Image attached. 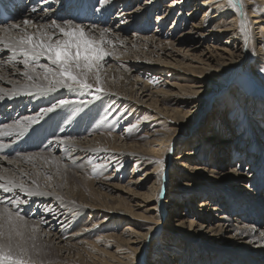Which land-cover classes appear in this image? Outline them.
<instances>
[{"label": "bare ground", "instance_id": "6f19581e", "mask_svg": "<svg viewBox=\"0 0 264 264\" xmlns=\"http://www.w3.org/2000/svg\"><path fill=\"white\" fill-rule=\"evenodd\" d=\"M88 1L90 8L99 2L98 14L94 16L96 14L94 12L93 16H91L90 12H83L86 19L84 21L78 20V22L91 23L102 16L100 17L102 24H108L107 26L110 28L113 27V23L111 21L107 22L106 16L113 12V15L115 13L113 18L121 21L120 27L115 25V29L118 28L119 33L121 31L125 33L128 29L124 25L133 26L134 30H138L139 26H134L133 21L144 18L145 14L151 9L159 7L165 0H109L107 4H102L101 0ZM258 1L264 3V0ZM27 2L28 9L21 12L16 20L0 24V29L8 28L9 25L19 24L22 28L26 27L29 32H32L35 31V26L51 24L52 21H45L49 19L57 20L59 21L57 23L63 24L65 20H70L69 18H71L66 12L76 5V1L65 3L64 0H27ZM60 3L64 4L63 9L57 8L56 4ZM132 4L135 6L127 11V7ZM188 4H194V8L188 12L187 18H184L183 21V13L180 12L173 26L165 31V21L170 19L179 6H182L183 11V7ZM244 4L246 7L252 5L249 0L245 1ZM103 6L108 9L106 16L102 15L104 12ZM209 8L217 10L211 17H208L207 13ZM201 10L203 13L202 19L195 21L196 14ZM232 12L234 10L230 9L227 0H170L164 5V9H161V14L157 15L156 35L149 37L133 35L130 38L135 37V41L138 42L134 45L136 50L139 45H142L143 49H146L143 51L144 54L150 55L153 51L161 50V46L172 48V51H174L173 45L176 44L175 42L185 43V39L188 37L192 38L190 46H195L207 40H215L226 36L225 40L222 39L224 41L223 44H225H222L224 47H221V45L215 47L223 49L224 52L229 51L228 56L223 57L221 55V59L218 61V70L223 71L224 67L233 66L236 63L239 64L243 60L245 61V58H249V47L251 45V31L249 32L248 28L249 18L246 17L245 20L243 18L239 20V12L231 14ZM248 16L254 18L252 23L256 26L255 29L264 32V14L257 16L250 10ZM188 17H191V19ZM26 19L31 20L33 24L25 26L23 21ZM158 19L164 22L159 24L157 23ZM181 20L182 24L179 26ZM241 21H244L248 28L247 39L245 38L246 34L240 31ZM209 22L213 24V27L207 29ZM80 25H83L85 30L88 31L90 26L95 24L85 23ZM104 28L97 26V29ZM94 31L96 36L99 37L98 30ZM10 34L18 36L22 33L17 29H12ZM257 34L259 35L253 39V43L258 48L260 58L264 59V48L261 46L262 36H260V32H255V35ZM2 35L3 33L0 32V36ZM119 35L122 34L120 33ZM108 37L107 39L111 38ZM155 38L160 44L153 41ZM110 40L113 45L116 44L114 38ZM141 41L144 42L142 43ZM230 44H232L231 50L228 48ZM151 48L153 50L149 52ZM13 56L11 49L5 48L0 44V89L4 90L3 93H0L4 96L3 99H0V131H8L9 129L5 126L13 125L17 120H23L25 117H36L38 115L39 119L36 123H41L48 114H45L42 109L50 108L60 100L71 101L69 98L73 97V94L70 93L71 91L62 88L51 93H40L35 88H24L23 85L25 84H41L47 83V81L36 77H34L33 81H28L23 75L25 71L23 55L17 52L15 59H13ZM117 61V59L108 56L102 62L100 83L105 89L102 92V98L111 96L124 102L129 99L132 101V108L137 111L148 109L151 113H154L155 119L164 116L165 129H163L161 135L142 145L127 143L123 137L107 133L98 134L99 131L96 127L94 133L89 132L91 129V125L90 127L88 126L90 120L83 122V134L76 135L79 133L78 127L81 124L77 120L76 126L73 123L72 128L67 129L70 136L60 138V136L55 135L58 138L56 137L52 141L53 143L48 145L46 143L45 148L31 153V150L36 147L33 146L34 143L32 144L33 140H37L36 144L40 148L43 146L40 135L36 133V130H33L35 123L30 125L25 132V134L27 133L26 135L13 131L11 135L0 136V143L7 145V147L0 148V174L23 180L30 187L32 186V180H35L40 185L41 191L53 193L56 188L62 190L61 181L63 177L67 176L64 174L68 172L74 173L76 178L79 176L80 180L87 182L85 174L90 168L87 167L86 160H92L94 157L112 155L114 160H119L120 163L129 164L134 162L133 175L138 168L140 170L147 168V171L137 178L133 176L128 182L129 186L126 185L119 188L114 184L111 185L115 190H121V193L116 195L117 197L105 195L98 190V187L97 189L84 188V191L87 192H83L80 195V201H74L80 207L76 212L74 206L67 205L71 203L68 200L70 198L67 197V199L62 196V192L56 195L63 197V201L56 199L54 195L28 196L19 189L14 192H5L0 189V200L3 201V203H0V209L6 207L13 212L19 211L28 224L32 222L37 225L38 230L36 233L44 237L50 243V246L56 249L60 259L71 256L73 258L82 257V254L85 253V250H80L78 248L79 244H76L77 241L74 238L77 235L97 231L99 228L96 226L106 228L113 222L127 221L128 225L124 226L125 229L122 234H107L103 238L95 240L94 248H96L97 252L96 254H89V264H138L140 254L148 257L149 264H203L201 261H207V264H264V236H261V233H264V226L260 228V224L264 222V203H262L259 196V188L262 185L264 188V176L259 173L247 175L243 172L245 161H253V157H250L251 154L245 155V153L243 154L245 159L242 158L243 155H240L236 166H230L228 170L224 171L221 167L225 164L226 159L230 161V156L220 153L226 151L227 144L233 142L232 149L238 150L239 154H241V145L245 142L246 137H249V147L253 140L256 141L254 142L256 148L264 147V139L251 136L250 131L256 126L260 132H264L262 122L257 117L260 109L259 105L263 102L262 106L264 107V101L252 99L250 102L251 106L249 108L246 106L247 114L245 119L247 121L245 127L242 129L240 127L244 124L243 122L239 125L236 124V130L232 131L231 134L225 129L227 126V123H225L227 115L223 113V104L219 103L217 117L211 118L214 123L208 129L210 133H202L201 135L199 131L198 134L196 133L197 136L195 135L188 142L186 141V146L192 145L191 149L183 150L182 153L168 159L169 148L175 147L178 143V140L175 139L178 130L184 124L190 123L193 114L200 105L199 97L209 90L212 86L211 79H215L216 75L213 73L195 74V77L193 75V84L185 85L173 82L169 85L171 88L167 90H165V86L169 84V81H165L162 85L163 87H156L157 89L154 90L147 83H143L140 74H129L128 71L130 70L138 72L141 67L139 64L130 60ZM39 62L41 64H50L46 57H41ZM121 67L124 69L121 70ZM171 68L168 72L172 74L171 77L175 79L183 78V75H179L176 72L177 68L175 66ZM123 70H126V72L123 73ZM36 71L40 73L42 70L37 68ZM113 76L122 77L124 83L130 84V87L134 90L136 87L138 89L135 90L137 96L134 94L132 97H128L129 95L127 96L124 92H121L116 85L112 84L111 77ZM93 81L95 80L93 79ZM141 83L143 85L138 87ZM240 90L239 87L232 84L229 87L228 96L232 99L234 98V100L240 101L242 99L245 101L246 99L242 96ZM13 92L17 94L11 95ZM155 94L157 95L154 96ZM66 95H68V98ZM158 95L163 97V99L171 96L179 103L178 107L172 109L161 107ZM51 101L54 102L52 103ZM73 104L69 103L62 107L76 113L79 118L80 116L84 117L87 114L94 113L98 102L90 100L83 105L75 104V108L71 107ZM182 107L187 108L185 110ZM236 110L237 107L234 106L230 111L234 113ZM223 114L225 120L221 116ZM177 116L180 117L177 118ZM220 122L225 123L224 133H226V136L219 135ZM85 127L88 128L86 132L84 131ZM49 130L42 132L45 134L42 138L48 139L53 134ZM235 133L237 134L234 135ZM21 135H25L24 141L23 139L22 141L18 139ZM68 137L71 138V142L66 144L63 141ZM262 138H264V133ZM66 148L69 150L65 151ZM29 155H33L34 159H26ZM5 157L7 159H4ZM48 159L61 161L59 176L56 174V168L59 165ZM231 159L234 160V154H231ZM157 161H163V164ZM201 161L202 163H200ZM209 162L214 163V165L209 167ZM153 164H155V167L148 170V166ZM164 164H169L170 169L164 172L165 174L163 175L162 167ZM248 164L251 165L250 162ZM5 169L7 170L6 172L3 171ZM36 171L40 173L38 176ZM23 173L28 175H23ZM46 173L51 176V180L48 179ZM90 184L93 185L94 182H90ZM107 186L110 187L109 184ZM94 187L96 186L94 185ZM180 193L185 195L188 200L185 203L187 207L184 206L187 213H181L185 217L176 216L173 218L172 214L177 213L180 207ZM198 195L206 196L207 198L201 200L199 203L200 208L195 210L193 205H195V196ZM160 197L162 202L159 204L158 198ZM15 198L27 200V203H21L20 205L9 203L10 199ZM238 200L244 203L238 202ZM168 207L171 208V211H168ZM46 208L54 209V212H47L45 211ZM260 209L261 211H259ZM85 212H88L90 217L101 216L102 219L98 220L94 227L95 229L80 231L81 233L74 232L73 227L84 222L81 219ZM254 221L258 223V226L255 225ZM251 227L255 228L254 232L249 230ZM160 235L162 236L160 237ZM99 240H102L101 243L98 242ZM123 245L126 251L119 252L120 249H123ZM105 246H115L116 250H108ZM182 246L184 247L183 249L181 248ZM149 252H152V254L150 255ZM87 253L85 254L88 255ZM86 259L82 258L84 262L87 261ZM57 264L62 263L59 262Z\"/></svg>", "mask_w": 264, "mask_h": 264}, {"label": "rangeland", "instance_id": "374dc122", "mask_svg": "<svg viewBox=\"0 0 264 264\" xmlns=\"http://www.w3.org/2000/svg\"><path fill=\"white\" fill-rule=\"evenodd\" d=\"M70 1H72V0H64L65 3H69ZM169 1L170 0H165L163 3L160 4L161 7L159 6V7H156L154 9H151L147 14H145L144 18L135 19V21H133V24H135L134 26H136V27L139 26L138 30H134L133 26L129 27L127 25H124L125 28L128 30L125 33H122V31L120 32L123 36L119 35L120 33L118 31V28H117V27H120L119 24L121 23V21L118 20L117 18L116 19L113 18V16L115 15V13L113 15V12H111L107 15L108 9L104 6L102 7V9L104 10L102 15L103 16L107 15L106 16L107 22L111 21V23H113V27L109 28L107 26L108 24H105V23L102 24L103 22L100 20V17H102V16H100L98 19H96L95 21H93L91 23L85 22L88 24H95L99 28L105 27L106 29H109V32H108L109 34L107 33V37L109 35L108 38H110V37H111L110 39L114 38L115 39L114 41L116 43L115 45H113V44L106 45V50L113 52V55L110 57L113 59H117L118 60L117 62L124 61V60H130V61H133V62L139 64V66H141V67H140V70L138 72H135L133 70H130L128 72L131 75L140 74V77H141L143 83H147L151 89L154 88V90H155L157 88L163 87L162 85L164 84L165 81H169V84L166 85L167 87L165 86V88H166L165 90L170 89L171 87L169 85L173 82H178V83L185 84V85H189L190 83L193 84V78L195 77V74L203 75L202 73H205V74L213 73L216 75L215 79L214 78L211 79L212 80L211 81L212 86L209 88V90L206 91V93H204L203 95H201L199 97L200 105L196 109V112L193 114L192 119L190 120V123L184 124V126H182L181 129L178 130V133L175 136L176 137L175 139L178 140V143L176 144L175 147L169 148L168 159L177 156L179 153H182L183 150L191 149L192 145L189 144L186 146V141L188 142L191 138L195 137L196 133L198 134L199 131H200L201 135H202V133L203 134L210 133L208 131V129L214 123V121L211 120V118L214 116L217 117L218 109H219V106H218L219 103L223 104V107H222L223 113L225 115H227V121L225 120L224 114L221 115L224 118L225 123H227V126L225 129H227V132L229 134H231L232 131L236 130V126L241 124L242 122L244 124L242 126H240L241 129L245 127V125H246L245 123L247 121L245 119V116L247 114L246 106L248 108L251 106V104H250L251 100L256 99L257 101H264V59L260 58L259 53H258V48H257L256 44L253 43V39L259 35V34L255 35V32H260L261 33L260 36H262L261 46H263V48H264V32H262V30L257 31L255 29L256 26L253 25V23H252L254 18H251L248 16L250 10H252L253 13L257 16L263 15L264 14V3L260 2L258 0H249V2L252 3V5H249L248 7H246L244 2L247 0H243V3L240 5L242 11H237L236 9L230 7L231 10L232 9L234 10V12H232L231 14H233V13L235 14L236 12H239V15H240L239 20H242V18H243V20H245L246 17L249 18L248 19V22H249L248 28H249V32L251 31V37H250V39H251L250 44L251 45L249 47V58H245V61L243 60L239 64L236 63L233 66L224 67L223 71H220V70H218L219 67H217L218 61L221 59V55L223 57L228 56L229 51L224 52L223 49L215 48V47L218 45L219 46L221 45V47L223 45H225V44H223L224 43L223 40H225L227 38L226 36L217 38L215 40L214 39L207 40V41L198 43L195 46H190L192 38L188 37L185 39L186 40L185 43L175 42L176 44L173 45L174 51H172V48L170 49L168 47L161 46V50H158L157 52L153 51L150 55L144 54L143 51H145L146 49H143L142 45H139V47H137L138 48L137 50L135 49L136 47L134 45L137 44L138 42L135 41V39H134L135 37L130 38V36L138 35L141 37H149L152 35H156L155 27L158 25V24H156L157 15L161 14V9H164V5L166 3H168ZM74 2L78 6V0H74ZM79 2H81V1H79ZM97 3L98 4H96V6L93 7V9H94L93 11L96 13V14H94V16L95 15L97 16L98 11H99L98 9H99L100 4H99V2H97ZM77 6H75L73 8L71 7V9H69V11L66 12V14L70 15L71 18H69V19L73 22H76L75 24H77V23L78 24H85L84 22L83 23L78 22V19L81 16V12L78 10ZM134 6L135 5L132 4L131 6L127 7V11L130 10ZM184 7H183V11H182V6H179L175 10L174 14L170 17V19L165 21V31L169 30L170 27L173 26V23L176 22L175 20L178 18L180 12L183 13L182 14L183 15L182 20L184 21V18L185 19L187 18L188 12L193 10L194 4H188L187 6H184ZM75 8H77V9L75 10ZM208 10H207V13L209 15L208 17H211L217 11L216 9H211V8H209ZM68 13H70V14H68ZM202 14H203L202 10L200 12H198L196 14L197 16L195 18V21L201 20L203 17ZM191 17H188V18L191 19ZM182 20L179 22V26H181ZM45 21L59 22V21L53 20V19H49V20H45ZM161 22H164V21L158 19L157 23L161 24ZM99 23H101V24H99ZM142 23H144V24H142ZM115 25L117 26L116 27L117 29H115V27H114ZM211 27H213V24H210V22H209L207 29H210ZM56 38L57 37H54V39H56ZM97 38H99V37H97ZM149 39H151V38H149ZM153 41L157 44H160L156 38L153 39ZM141 42L143 43L144 41H141ZM231 45L232 44H230V46L228 47L230 50L232 48ZM162 47H165V48H162ZM151 50H153V49L151 48L149 50V52H151ZM134 51H136V52H134ZM135 53H138V54H135ZM158 57H160L162 59H160ZM172 66H175L177 68L176 72L179 75H183L182 79H177V78L175 79V78L171 77L172 74L168 73V72L170 69H172L171 68ZM122 69H124V68L121 67V70ZM125 69H127V68H125ZM123 71H124L123 73L126 72V70H123ZM115 74L117 75V73H115ZM193 75H194V77H193ZM111 78H110L111 81H113L112 84L116 85L119 88V90L121 92H124L127 96L129 95L128 97H130V96L132 97V95L135 94V90H138V89H136V87L134 90L132 87H130L131 86L130 84H125L124 81L122 80L123 79L122 77L113 76ZM90 81L94 85V87L91 90H89L87 92L77 91L75 93L71 91L70 93L73 94V97L69 98V99L71 101H74L73 102L74 104L71 103V104H73V105H71V107H73V108L76 107L75 104L83 105L87 101L96 100L98 102V105H97V109L94 111V113L87 114L84 117L80 116L78 118L76 113L69 111V110H66V108H64V107H60V108L54 110L53 112L48 113L43 118L44 120L41 123H36L34 128H33V130H36V133L40 135L41 141H42L41 143L43 146L40 148L36 144L37 140L36 139L33 140L32 144L34 143L33 146H36V147L33 150H31V153L37 152L36 150H40L42 148H45L46 143H47V145L49 143H53L52 141L57 136L58 137L60 136V138H63L64 136H70L67 129H71L73 125L76 126L77 120H79V122L81 124L78 127L79 133L76 135L83 134L82 133L83 132L82 131L83 122L85 120H87V121L90 120L88 126L90 127V125H91V129L89 132L94 133V131L96 130L95 129V127H96L99 131L98 134H100V135L102 133L103 134L107 133L109 135L112 134L114 136L116 135L118 137L125 138L124 140L127 143H137L138 145H142L143 143H148L147 141H149L152 138L159 136L163 133L162 131H163V129H165L164 116H162L161 118L159 117V118L155 119V117L153 116L154 113H151L150 110H148V109H145V111H137L136 109L132 108V101L129 99H127L124 102V101H120V100H118L114 97H111V96L102 98V92L96 91L95 85L97 84V81H93V79H91ZM232 84H235L237 87H239L241 89L240 91H241L242 96L246 99L245 101L242 99L240 101L236 100V99L234 100V98L232 99V98H230V96H228L229 95L228 94L229 87ZM141 85H143V84L142 83L139 84L138 87H140ZM100 86H102L101 83H100ZM156 95L157 94H155L154 96H156ZM135 96H137V94H135ZM66 97L68 98V95H66ZM157 97H159V95ZM98 98H99V100H98ZM158 99H159V105H161V107H165L167 109H172V108L178 107V105H179V103L176 102L173 98H171V96L165 97V99H163V97L160 96ZM77 101H79V102H77ZM51 102L53 103L54 101H51ZM262 103L263 102H261V104L259 105L260 109L258 110V112L260 114L258 113L257 117H258V120H261L262 128L264 129V107L262 106ZM234 106L237 107V110H236V112L231 113L230 110ZM182 108H184V107H182ZM186 108L187 107H185L184 109L186 110ZM170 113H172V112L170 111ZM90 116H91V118H90ZM58 117H59V119H58ZM179 117L180 116H177V118H179ZM62 118H64V119H62ZM220 120H221V118H220ZM225 123L220 122V133H219V135L226 136V133H224ZM39 124H40V126H39ZM50 125L52 126V129H51ZM44 128H45V130H44ZM49 128L53 132V134L48 139L42 138V136L45 135L42 132H47L49 130ZM222 128H223V130H222ZM87 129L88 128L85 127L84 131L86 132ZM238 129H240V128H238ZM250 131H251V136L257 137L259 139H264V138H262V134L264 132H262V131L260 132V130H258V128L256 126L253 127V130H250ZM236 134L237 133H235L234 135H236ZM25 135H21L18 139H20L21 141L23 139V141H24ZM55 135H57V136H55ZM47 140H49V141H47ZM248 141H249V137L248 138L246 137L245 142L241 145V151H242L241 154H239L238 150H235L234 148L232 149L233 142L227 144L226 151H223L220 153H222V155L228 154L230 156V161H227V159H226L225 164H223L221 169L226 171L229 169L230 166H236V164L238 163L237 160L239 159L238 157L245 153V155L251 154L250 157H253V161L252 160L245 161V163L243 164V172L247 175H249V174L255 175V174L259 173L261 176H264V157H263L264 147L256 148L254 146V142H256L255 140H253L252 143H250L251 146L249 147ZM194 143H195V141H194ZM262 149H263V151H262ZM231 154L232 155L234 154V160L231 159ZM244 157L245 156L243 155L242 158H244ZM48 160L52 161V162H56V164L59 165V167L56 168V174L59 176L60 175L59 171H60L61 161H58L56 159H48ZM86 161H87L86 162L87 167L90 168L88 170V172L85 174L87 182H84V180H80L79 176H77V178H76L74 173L68 172L67 174L66 173L64 174L67 176L63 177V179L61 181L62 190L59 188H56V191L53 192L55 194L62 192L63 193V195L61 194L62 196H64L65 198H67V197L70 198V199H68V198L67 199L71 203H68L67 205L74 206L75 212L78 209H80V207L77 206V203H73V201H75V200L80 201V195L83 192H85V193L87 192V191H84V188H89V189L96 188L97 189V187H98V190L103 192L105 195H111V196L114 195L115 197H117L116 195L121 193V190H115L114 188H112L111 185L114 184L119 188H121V186H126V185L129 186L130 184H128V182H129V180H131V178L133 176H136V178H137V177L143 175L147 171L146 170L147 168L145 170H144V168L142 170H140V168H138V169H136V171L134 172V175H133L134 162H130L129 164L120 163L119 160H114L112 155H107V156L103 155V157L100 156L98 158L94 157V158H92V160H86ZM202 161L200 163H202ZM249 162L251 165L248 164ZM94 164L104 165V167L99 168L94 172L93 171V165ZM168 165L169 164L163 165V167H162V170H163L162 174L163 175L165 174L164 172H166L170 169ZM213 165H214V163H210L208 166L212 167ZM154 167H155V164H153L152 166H148V170L152 169ZM39 171H36L37 176L40 174V173H38ZM47 176H48V174H47ZM182 181H184V180H182ZM90 182L91 183L94 182V184L92 185V184H90ZM108 184L110 185V187L107 186ZM94 185L96 187H94ZM259 190H260L259 196L261 197L260 200L262 201V203H264L263 185L259 188ZM64 192H65V194H64ZM253 193H255V192H253ZM179 195L181 196V200L179 201L180 207H179V210L177 211V213L172 214L173 218L176 216L185 217V215H183L184 214L183 212L187 213V210H186V208H184V206L187 207V205H185V203L188 202V200L186 199V196L183 195L182 193H180ZM54 196H56V195H54ZM205 198H207V197L206 196L205 197L199 196V195L195 196V200H194L195 205H193V209L198 210L200 208V206H199L200 201L205 199ZM158 201L160 204L162 202V198L161 197L158 198ZM191 201H193V199H191ZM238 202L244 203L241 200H238ZM164 204L166 205L165 202H164ZM169 210L171 211L170 207H168V211ZM259 211H261V209ZM181 213H183V214H181ZM233 216H235V215H233ZM100 219H102L101 216L90 217L89 213L85 212V215L81 219V221H84V222L80 221L81 223H79L77 226L73 227V231L74 232H80V231L82 232L84 230L93 229L96 226V223L98 222V220H100ZM255 223H251V224L254 225ZM27 225H28V228L30 229L31 226L34 224L31 222V224L27 223ZM126 225H128L127 221L126 222H120V223L113 222V223L109 224L106 228L101 227V226H96L97 228H99L97 231L90 232L88 234L83 233V234L77 235L74 239H76V241H77L76 244H79L78 248L82 251L85 250V253L88 252L87 253L88 255L83 253L82 257H74L73 258V256H71V257H67V258L64 257V259L63 258L60 259V257L58 256L59 254L56 251V249L54 247L50 246V243L47 242L44 237H41L37 233H35V235H36L35 241H29L28 243H29V245H31L32 243H35V245H36V251L33 253V255L37 259V264H41V262H42V264H57L59 262H61L62 264H89V261H88L89 254H96V252H97L96 248H94V246L96 244L95 240H97V238H103L107 234H115V233H117V234L121 233L122 234L124 229H125L124 226H126ZM255 225L258 226V223H256ZM260 225H261L260 228L263 227L264 222H262ZM26 235H31V232L30 231L26 232ZM99 236H101V237H99ZM161 236L162 235H160V237ZM101 241L102 240H99L98 242L101 243ZM89 243H92V244H89ZM99 245L103 246L102 244H99ZM122 247H123V249H120L119 252L126 251L125 246L123 245ZM105 248L108 250H111V251L116 250L115 246H111V247L105 246ZM181 248L183 249L184 247L182 246ZM72 254H74V253H72ZM115 254H116V252H115ZM149 254L151 255L152 252H149ZM68 255H70V254H68ZM82 258H85V259L87 258L86 259L87 261L84 262L82 260ZM148 262H149L148 257H146V255L140 254V256L138 257V264H149ZM201 262L203 264L208 263L207 261L206 262L201 261Z\"/></svg>", "mask_w": 264, "mask_h": 264}, {"label": "snow or ice", "instance_id": "6c2138e0", "mask_svg": "<svg viewBox=\"0 0 264 264\" xmlns=\"http://www.w3.org/2000/svg\"><path fill=\"white\" fill-rule=\"evenodd\" d=\"M107 4L109 0H101ZM243 0H227V4L242 11L240 5ZM35 11V9H33ZM24 25H32L31 20H24ZM17 29L22 33L18 36L11 35V30ZM98 30L99 38L95 31ZM240 31L245 33L247 39L248 29L244 21H241ZM3 33L0 36V44L5 48L11 49L15 59L17 52L24 57L23 65L25 71L23 75L28 81H33L34 77L42 78L47 83L41 84H25L24 88H35L40 93H51L58 89H67L72 92L89 91L94 85L89 81L95 79L97 92H104L105 89L100 86V71L103 67L102 62L105 57L112 56L113 52L106 50V45L112 44L110 39H107L109 29H97L96 25L90 26L88 31L80 24H75L71 20H65L63 24L52 21L48 25L35 26V31L29 32L27 28H22L19 24L9 25L8 28L0 29ZM54 37H57L54 39ZM46 57L50 64H41L40 58ZM42 71L37 73L36 69ZM0 89V93H3ZM16 92L11 95H16ZM3 94H0V99H3ZM72 103L69 100H60L57 104L47 109H42L46 114L54 111L58 107H62ZM39 119L36 117H25L23 120H17L13 125L5 126L8 131H0V136L11 135L13 131L20 134L25 133L31 124H35ZM64 143H70L71 138H65ZM7 147L0 143V148ZM69 149H65L68 151ZM4 159H7L5 157ZM28 160L34 159L33 155L26 157ZM163 164V161H157ZM104 167V165L94 164L93 171ZM6 172L7 170H3ZM23 175H28L23 173ZM51 180V176L48 177ZM0 189L5 192H14L19 189L28 196L39 195H56L55 193H45L40 190V185L35 180H32V186L27 185L23 180L0 174ZM56 199L63 201V197L56 195ZM0 203H3L0 200ZM9 203L20 205L27 203V200L19 198L10 199ZM73 203H75L73 201ZM47 212H54V209L46 208ZM46 223V221H44ZM38 230L37 225H32L28 228L25 218L19 211L13 212L9 208L0 209V264H37V259L33 253L36 251L35 243L29 245V241H35V233ZM255 231L254 227L249 229ZM30 231L31 235H26ZM264 236V233H261ZM42 264V262H41Z\"/></svg>", "mask_w": 264, "mask_h": 264}]
</instances>
